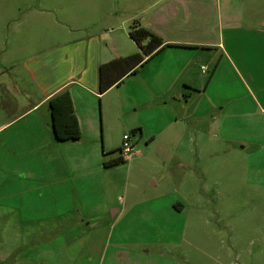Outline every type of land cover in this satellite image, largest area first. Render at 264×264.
Wrapping results in <instances>:
<instances>
[{"label":"rangeland","instance_id":"rangeland-1","mask_svg":"<svg viewBox=\"0 0 264 264\" xmlns=\"http://www.w3.org/2000/svg\"><path fill=\"white\" fill-rule=\"evenodd\" d=\"M6 10L0 0V46ZM4 54L1 74L12 73ZM222 72L207 92L195 78L154 91L135 78L100 95L101 159L74 162L66 175L72 197L60 193L58 207L0 201V264H264V117L251 97H216L235 82ZM2 80L0 125L26 106ZM134 95L142 98L133 107L126 101ZM22 135L7 128L0 141ZM124 135L130 159L105 168L122 156Z\"/></svg>","mask_w":264,"mask_h":264},{"label":"crops","instance_id":"crops-1","mask_svg":"<svg viewBox=\"0 0 264 264\" xmlns=\"http://www.w3.org/2000/svg\"><path fill=\"white\" fill-rule=\"evenodd\" d=\"M6 6L8 36L0 53L5 52L12 73L0 70V75L26 104L16 118L0 125V131L15 126L25 131L10 142L0 141V201L7 206L17 208L20 201L28 208L34 200L41 208L44 203L58 207L74 162L84 163L81 158L88 154L101 159L100 103L106 97H100L99 69L139 53L129 36L135 23L168 47L112 90L135 78L152 91L191 85L195 78L206 83L207 92L225 71L235 82L216 97H251L264 117V44H257L264 38V0H6ZM30 88L37 92L36 103ZM64 92L79 122L77 141H57L53 134L49 101ZM127 98L134 107L142 97ZM238 129L246 127L241 123ZM259 132L264 133V125ZM12 144L18 151L13 156ZM122 212L114 211L115 222Z\"/></svg>","mask_w":264,"mask_h":264},{"label":"trees","instance_id":"trees-1","mask_svg":"<svg viewBox=\"0 0 264 264\" xmlns=\"http://www.w3.org/2000/svg\"><path fill=\"white\" fill-rule=\"evenodd\" d=\"M129 36L139 47V53L127 57L116 58L100 66L99 91L106 93L117 87L124 79L138 72L150 58L168 47L163 40L153 32L143 28L138 23L131 26ZM51 123L54 137L57 141H77L81 137L79 122L74 113L71 97L68 92L58 94L50 99ZM135 132V131H134ZM126 160L121 156L105 161V168H113Z\"/></svg>","mask_w":264,"mask_h":264},{"label":"built area","instance_id":"built-area-1","mask_svg":"<svg viewBox=\"0 0 264 264\" xmlns=\"http://www.w3.org/2000/svg\"><path fill=\"white\" fill-rule=\"evenodd\" d=\"M132 153H133V146L130 142V136L125 135L123 137V146L121 148L122 157L125 160H128L130 159Z\"/></svg>","mask_w":264,"mask_h":264}]
</instances>
